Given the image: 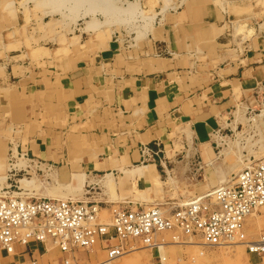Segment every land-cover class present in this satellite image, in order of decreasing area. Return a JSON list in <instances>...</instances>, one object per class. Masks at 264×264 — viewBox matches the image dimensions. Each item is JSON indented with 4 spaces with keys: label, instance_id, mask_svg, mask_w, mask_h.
<instances>
[{
    "label": "crops",
    "instance_id": "0c3cea01",
    "mask_svg": "<svg viewBox=\"0 0 264 264\" xmlns=\"http://www.w3.org/2000/svg\"><path fill=\"white\" fill-rule=\"evenodd\" d=\"M50 1L0 0V131L25 170L52 174L55 188L71 178L84 191L73 196L99 211L142 207L126 195L144 185L142 173L202 160L201 147L213 151L214 136L243 124L264 89V8L253 0L220 11L180 0L159 8L139 38L110 29L92 5ZM48 245L0 250V264H62L67 255ZM247 252L248 263L264 257ZM102 258L89 249L84 264Z\"/></svg>",
    "mask_w": 264,
    "mask_h": 264
},
{
    "label": "built area",
    "instance_id": "2783aa9c",
    "mask_svg": "<svg viewBox=\"0 0 264 264\" xmlns=\"http://www.w3.org/2000/svg\"><path fill=\"white\" fill-rule=\"evenodd\" d=\"M263 206L264 158L238 172L230 185L180 205L119 207L111 212L109 223L99 221L93 203L21 197L9 186L0 188V250L12 254L16 244L25 247L50 242L67 255L62 264H72L75 251L100 244L106 261L111 262L125 254L129 240L152 249L164 245L159 238L169 231L199 238L209 247L241 245L260 255L264 254V237L256 243L246 241L244 222Z\"/></svg>",
    "mask_w": 264,
    "mask_h": 264
},
{
    "label": "rangeland",
    "instance_id": "374dc122",
    "mask_svg": "<svg viewBox=\"0 0 264 264\" xmlns=\"http://www.w3.org/2000/svg\"><path fill=\"white\" fill-rule=\"evenodd\" d=\"M40 1L42 5H52L51 2H48V0ZM110 1L113 2V0ZM230 1L231 0H185L186 3H191V5H194L198 8L212 7L215 9V11L222 10V6ZM253 1L256 3V5L264 8V0ZM98 3L99 2L95 0H93V2H83L80 0H60L58 4H65L69 6L68 8L70 9H77L81 5L88 4L92 5L96 10L97 7L100 8V4L98 5ZM4 4L5 3H3V5ZM112 4L114 8L109 10L110 12L108 11L110 15L108 13H104L103 16L99 15L97 18L99 20H102L103 18L104 22L110 25V29L113 27L117 30L124 29V31L127 32V36L131 37H133V35L130 33L136 32V36L139 38L141 35L139 33V31H141L139 27L141 26L145 28L146 25L153 21V18L155 17L159 8H161L163 11H168L170 9L175 10L181 4V1L114 0ZM131 4H134L137 9L140 10L141 15H149L148 17L152 18L150 20H145V22L144 19H141L142 17L134 16V20L133 16H130V14L127 13V7H129L128 5ZM34 10L37 9L34 8ZM73 11L75 13V10ZM92 22H94L92 24L95 26L96 21L93 20ZM109 36L110 34L108 31L105 33L100 32L99 34L95 35V39L101 41L103 38ZM252 104L253 109L249 110V113L244 115L247 119L243 122V124L232 125L230 131L223 130L219 136H214L213 140L216 141L217 144L213 145V151L210 144L201 147L200 151L202 153V160L194 157L191 161H185L183 164L173 161L164 167L163 170L159 169V177H156L155 182L152 183L146 181L143 182L144 185L141 186L136 184L130 188V192L126 193V195H132L135 201H139V203H141L142 207L149 208L153 206V204L156 205L171 203L180 205L189 201L193 197L210 193L213 189L221 185L220 180L229 182L223 185H230L234 179V176L238 172L247 167L251 162H255L264 158V89L256 95V98ZM3 134V131H0V188H7L11 186L12 190L18 193L21 197H25L27 195L28 197L59 199L60 197L55 195H51L49 197L50 194L48 193V190L51 189L56 191V193H59V195L63 193L62 196H64L65 199L71 198L77 201L84 200L83 198L77 199L75 196H73L74 194H77L79 197V194H82L84 191L74 192L75 190H73L71 186H74L75 182L69 177H59L58 181L61 186L55 188L53 186V178L49 177L47 173L39 171L37 168L28 167L25 170V167L20 166L17 167L19 169L17 171H8L10 169L8 164L16 162L17 158L10 155L9 149L6 145V139L3 137ZM24 158L28 159L25 156ZM28 164L31 165V162L28 161ZM27 190L30 191L26 192ZM83 190H85L84 187ZM123 195L125 194L123 193ZM133 209L135 208L133 207ZM263 209L264 207L260 208L257 212L247 218V222L250 221V224L247 223L248 225H246L244 223L245 238L248 242L253 240L257 241L264 236ZM110 220L111 213L107 212L106 210L99 211V221L101 223H109ZM173 237H177L180 241H185L184 238H188L180 232L168 231L163 233L159 240L161 239L163 243H172L174 241ZM194 239L202 243L199 238ZM135 242L130 241L125 243L127 250L129 251L132 248L139 247L140 250L137 249V251L142 252L135 255L132 254L130 255L131 257H125V259H121V264H264V257L261 259V261H257L256 263H248L244 258L246 257L244 256L246 249L245 246H243V250H240V252L235 251L236 249L231 247L225 249L222 247H213L211 248V251L208 252L204 249L205 247H203L198 254L195 252H188L187 249L186 252L184 251L185 248L183 249V247H178L167 252L165 254L166 261L162 262L157 254V251L144 248ZM47 244H49L47 246L49 251H58V248L54 245H51L50 242H47ZM91 249L96 253L102 254L103 261L107 259L106 252L103 250V247L100 244H96ZM85 251L86 250L81 249L75 251L74 257L78 264L85 263ZM249 255L254 256L257 259V256L254 253H250ZM127 258L129 260H127ZM103 261H101L99 264H102Z\"/></svg>",
    "mask_w": 264,
    "mask_h": 264
},
{
    "label": "bare ground",
    "instance_id": "6f19581e",
    "mask_svg": "<svg viewBox=\"0 0 264 264\" xmlns=\"http://www.w3.org/2000/svg\"><path fill=\"white\" fill-rule=\"evenodd\" d=\"M37 1V0H36ZM54 1V0H53ZM95 1H97V2H99L98 3V5L100 6V8L99 7H97V9H101V11H105V12H107L108 13V11L109 10H112L114 7H113V2H114V0H113V2H111L110 0H95ZM48 2H51L50 0H48ZM64 2H66V1H64ZM75 2V1H74ZM179 3V2H178ZM135 4H137V3H135ZM97 5V6H98ZM178 5V4H177ZM129 7H127L128 9H127V13H129L130 14V16L132 15L133 16V19H134V16H140V17H142L141 19H144V21L145 20H150L152 17H148L147 15L145 16V15H141V12H140V10H138L137 9V7L133 4H131V5H128ZM61 8V7H60ZM140 8V7H139ZM64 9V8H63ZM96 9V10H97ZM125 9H126V7H125ZM124 10V9H123ZM168 10V9H167ZM95 11V10H94ZM151 11V10H150ZM100 12V11H99ZM110 12V11H109ZM146 12V11H145ZM152 12V11H151ZM109 14V13H108ZM148 14H149V12H148ZM110 15V14H109ZM124 15H125V13H124ZM127 16V15H126ZM129 16V15H128ZM153 16V15H152ZM116 17V16H115ZM140 17H139V19H140ZM128 18V17H127ZM137 19V18H136ZM135 20V19H134ZM132 21V20H131ZM146 22V21H145ZM150 22V21H149ZM92 23H94V22H92ZM91 23V24H92ZM96 24H97V22H95ZM95 24V25H96ZM146 24V23H145ZM153 24V23H152ZM149 25V24H148ZM150 26V25H149ZM238 31V30H237ZM239 32V31H238ZM263 112V111H262ZM260 115V114H259ZM258 115V116H259ZM190 137V136H189ZM214 139V138H213ZM219 139V138H218ZM217 140V139H216ZM222 140V139H221ZM219 142H220V140H219ZM16 155V154H15ZM212 160V159H211ZM23 161H25V162H23ZM24 163H25V166H24ZM28 165H30V164H28ZM33 165V164H32ZM243 165V164H242ZM11 166H14V167H27V163H26V160L25 159H23L22 157L21 158H18L17 159V161L16 162H14V163H12V164H9L8 165V167L9 168H11ZM39 166V165H38ZM30 167V166H29ZM34 167V166H33ZM40 169V168H39ZM50 172V171H49ZM48 172V173H49ZM52 172V171H51ZM33 174V173H32ZM33 175H35V174H33ZM50 175V174H49ZM51 177H53L52 176V174L50 175ZM54 179V178H53ZM139 180H141V182L143 183V182H155L156 181V177L154 176V177H151L150 175H149V173H142L141 174V176H140V179ZM105 183L104 184H107L108 186L109 185H111V182L110 181H107L106 179H104L103 180ZM55 182H56V179H55ZM57 183V182H56ZM220 183H221V185L220 186H222L223 184H227V183H229V182H227V181H221L220 180ZM103 184V183H102ZM43 186L45 187V185L43 184ZM52 186V185H51ZM50 186V187H51ZM61 185H60V183L56 186V188H58V187H60ZM63 186V185H62ZM43 187V188H44ZM111 187V186H110ZM62 188V187H61ZM18 189H19V187H18ZM47 189H49V188H47ZM106 190V189H105ZM28 191H30V190H27L26 192H28ZM60 191V190H59ZM65 191V190H64ZM68 191V190H67ZM48 193L50 194L49 195V197L51 196V195H55V196H57V197H60L59 199H65V197L64 196H62V194L63 193H61V195H59L58 193H56V191H54V190H48ZM28 194V193H27ZM75 198H77V197H75ZM78 199H80V198H78ZM156 205H160V204H156ZM155 204H153V206H156ZM153 206H151V207H153ZM264 207V206H263ZM150 208V207H149ZM262 208V207H261ZM253 215V214H252ZM98 216H99V214H98ZM251 215H249L247 218H249ZM106 218V217H105ZM247 218L245 219V224L246 225H248L247 223ZM249 230V229H248ZM248 230H247V232H248ZM250 231V230H249ZM165 233V232H164ZM250 233V232H249ZM162 235V234H161ZM264 237V236H263ZM263 237H261L262 239H263ZM260 238V239H261ZM185 239V241H180V240H178V238L177 237H173V242L172 243H164V245H161V246H159V247H156V248H152L154 251H157V254H158V256L160 257V259H161V261L162 262H164V261H166V258H165V254L167 253V252H169V251H171L172 249H174V248H178V247H183V249L185 248V250L184 251H186V249H187V251L188 252H195L196 254H198L200 251H201V249L203 248V247H208V248H213V247H209V246H206V245H203V243H201V242H199V241H197V240H195L194 238H184ZM260 239L259 240H253V241H249V243H256V242H259L260 241ZM130 241H134V240H129V242ZM135 242V241H134ZM136 243V242H135ZM253 244H251V246H252ZM234 248V249H236L235 251H239L240 252V250H243V246H223L222 248ZM137 249L138 250H140V248L139 247H136V248H132V249H130L129 251L127 250L126 252H125V254H123V256H121L120 258H118V259H115L114 261H111V262H108V261H103L102 262V264H114L115 262H116V260L117 261H119V260H121V259H125V257H131L130 255H135V254H137V253H141L142 251H137ZM229 250V249H228ZM136 251V252H135ZM186 251V252H187ZM232 251V250H231ZM193 254V253H192ZM141 255V254H140ZM194 258V257H193ZM131 259V258H130ZM127 260H129L128 258H127ZM194 260V259H193ZM192 260V261H193Z\"/></svg>",
    "mask_w": 264,
    "mask_h": 264
}]
</instances>
